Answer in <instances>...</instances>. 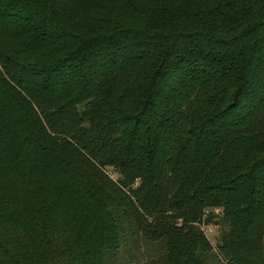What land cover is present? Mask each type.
Listing matches in <instances>:
<instances>
[{"label": "trees", "instance_id": "obj_1", "mask_svg": "<svg viewBox=\"0 0 264 264\" xmlns=\"http://www.w3.org/2000/svg\"><path fill=\"white\" fill-rule=\"evenodd\" d=\"M141 240L264 264V0H0V264Z\"/></svg>", "mask_w": 264, "mask_h": 264}, {"label": "rangeland", "instance_id": "obj_2", "mask_svg": "<svg viewBox=\"0 0 264 264\" xmlns=\"http://www.w3.org/2000/svg\"><path fill=\"white\" fill-rule=\"evenodd\" d=\"M85 105V104H84ZM84 105L80 106V110L83 111L84 110ZM109 174L112 176L113 179L117 180L119 179V176L111 169H108ZM222 213V209H215L212 211H209L208 216L212 217V216H221ZM203 231L205 232L207 239L209 240V242L213 245L214 248L217 247L219 241H220V237L222 234V231L224 230V226L222 224H218L216 221H211L208 224L203 225ZM135 246V245H134ZM126 250V249H125ZM127 250H131L130 245L127 247ZM133 252L136 251V253L138 254V257H136L135 259H138V263L142 264V260L139 258V255H142L143 252H148V255L155 257V254L157 253L158 249L157 246L155 244L153 245H148L147 243H145L144 241H140V243L136 246L135 250H132ZM125 256V258H129L131 256L130 252H123V257ZM213 264H216V262L214 261Z\"/></svg>", "mask_w": 264, "mask_h": 264}]
</instances>
